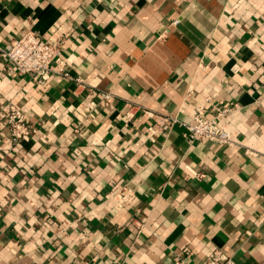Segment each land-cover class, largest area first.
<instances>
[{
  "label": "crops",
  "instance_id": "1",
  "mask_svg": "<svg viewBox=\"0 0 264 264\" xmlns=\"http://www.w3.org/2000/svg\"><path fill=\"white\" fill-rule=\"evenodd\" d=\"M197 107L230 144L166 120ZM0 203V264H264V0H0Z\"/></svg>",
  "mask_w": 264,
  "mask_h": 264
},
{
  "label": "built area",
  "instance_id": "2",
  "mask_svg": "<svg viewBox=\"0 0 264 264\" xmlns=\"http://www.w3.org/2000/svg\"><path fill=\"white\" fill-rule=\"evenodd\" d=\"M62 40L43 39L37 32L28 30L11 41L6 52L8 60L15 66L16 71L24 76L35 79L38 83H45L53 73L55 57L61 53ZM68 76V73H65ZM107 96V95H106ZM229 108L218 109L217 116L227 113ZM16 140L28 135L31 128L24 124L19 112L14 111L8 118ZM171 125L180 124L185 127L184 136L189 142L211 140L218 144L227 145L232 142V135L223 129L215 117L206 115L202 107H197L192 121L182 122L177 116H168ZM3 217V207L0 203V222ZM203 264H237L233 259L219 253L206 258Z\"/></svg>",
  "mask_w": 264,
  "mask_h": 264
}]
</instances>
